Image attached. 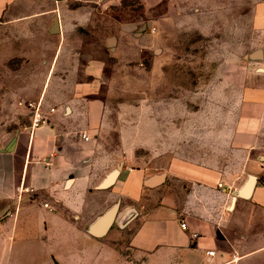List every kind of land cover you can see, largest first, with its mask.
I'll list each match as a JSON object with an SVG mask.
<instances>
[{
	"label": "crops",
	"instance_id": "0c3cea01",
	"mask_svg": "<svg viewBox=\"0 0 264 264\" xmlns=\"http://www.w3.org/2000/svg\"><path fill=\"white\" fill-rule=\"evenodd\" d=\"M100 1L117 2L0 0V26L14 25L15 39L47 58L33 102L45 122L31 127L29 117L0 137V264H264V33L251 53L217 68L200 110L197 99L170 97L165 81L157 103L138 110L115 100L113 112L103 63L85 44L117 53L119 41L80 32L99 27L89 15ZM113 21L122 32L135 25ZM34 28L44 51L40 36L26 37ZM114 205L105 233L91 235Z\"/></svg>",
	"mask_w": 264,
	"mask_h": 264
},
{
	"label": "rangeland",
	"instance_id": "374dc122",
	"mask_svg": "<svg viewBox=\"0 0 264 264\" xmlns=\"http://www.w3.org/2000/svg\"><path fill=\"white\" fill-rule=\"evenodd\" d=\"M95 4L96 10L91 11L89 18L99 27L91 26L90 30L80 32L97 34L101 29L104 35H114L119 41L117 53H110L103 44L102 51L98 52L97 44L90 40L85 44V48L93 50L95 58L103 63L104 73L109 78L103 83V96L112 101L109 107L113 112L115 100L129 99L138 110L143 103H157L162 97L160 86L165 81L170 97L178 94L187 104L197 99L200 110L211 83L218 76L217 68L233 54L238 58L242 51L247 55L251 53L260 45L261 33H264L258 23L264 18V0H151L148 10L137 0H117L109 6L103 1ZM113 19L135 25L131 31L122 32ZM102 21H110V24ZM13 26H0L1 138L10 137L29 117L32 118L33 110L23 103L36 101L40 92L38 86L47 68L44 63L47 58L38 54L36 43H19L15 37L20 32ZM32 32L27 31V39L40 36L43 39L39 43L40 51L46 49L48 42L43 32L37 28ZM144 33L147 39L154 41L149 48L144 47L148 42L140 40ZM131 51L134 54L128 59L125 57L128 64L125 66L122 56ZM160 56L165 58V63L161 61L165 71L163 67L159 71ZM51 93L52 83L44 90L46 98ZM139 112L135 110L136 118L140 117ZM20 235L17 230L14 251ZM6 256L9 257L10 252Z\"/></svg>",
	"mask_w": 264,
	"mask_h": 264
},
{
	"label": "water",
	"instance_id": "95a60500",
	"mask_svg": "<svg viewBox=\"0 0 264 264\" xmlns=\"http://www.w3.org/2000/svg\"><path fill=\"white\" fill-rule=\"evenodd\" d=\"M109 45L111 46L113 44V40H110L109 42ZM257 55L259 52H256ZM13 143V142H12ZM11 143V145H12ZM252 183H253V178H251L249 184L247 185L246 189L242 192H239V195L241 196H247L248 195V192L252 186ZM116 205H114L113 207H111L104 215L102 218L98 219L96 221L95 224H93L90 229H89V233L91 235H94V236H102L105 231L108 229V227L110 226L111 222L113 221V218L115 216V213H116Z\"/></svg>",
	"mask_w": 264,
	"mask_h": 264
},
{
	"label": "built area",
	"instance_id": "2783aa9c",
	"mask_svg": "<svg viewBox=\"0 0 264 264\" xmlns=\"http://www.w3.org/2000/svg\"><path fill=\"white\" fill-rule=\"evenodd\" d=\"M26 105V107H28L29 109H32L33 110V113H32V118H31V127H37L39 124H42L45 122V119L42 115V113L40 112L39 108H40V104H33V103H27L25 104L24 103V106ZM84 140H87V137H83ZM181 228L183 230L186 229V225L185 223H181ZM196 235H193V237H195ZM209 256H212L213 255V252L210 251L207 253ZM237 260V257H235L234 255L232 256V259L231 261H236Z\"/></svg>",
	"mask_w": 264,
	"mask_h": 264
}]
</instances>
